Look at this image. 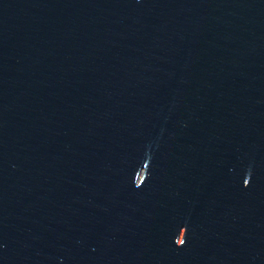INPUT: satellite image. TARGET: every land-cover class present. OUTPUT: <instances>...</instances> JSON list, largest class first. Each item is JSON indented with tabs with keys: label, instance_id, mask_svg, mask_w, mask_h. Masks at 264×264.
Wrapping results in <instances>:
<instances>
[{
	"label": "water",
	"instance_id": "1",
	"mask_svg": "<svg viewBox=\"0 0 264 264\" xmlns=\"http://www.w3.org/2000/svg\"><path fill=\"white\" fill-rule=\"evenodd\" d=\"M0 264H264V0H0Z\"/></svg>",
	"mask_w": 264,
	"mask_h": 264
}]
</instances>
